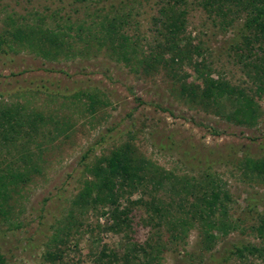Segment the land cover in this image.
Returning <instances> with one entry per match:
<instances>
[{"label": "rangeland", "instance_id": "374dc122", "mask_svg": "<svg viewBox=\"0 0 264 264\" xmlns=\"http://www.w3.org/2000/svg\"><path fill=\"white\" fill-rule=\"evenodd\" d=\"M123 1V10L134 8L133 23L130 21L126 32L139 37L142 49L145 42L153 45L161 38L155 31L158 25L152 23L159 6L157 0ZM111 2L116 4V0H103L101 4L108 7ZM92 7L86 8L85 3L77 0H0V29L7 25V15L28 20L30 13H38L48 20L55 13L63 23L65 18L76 23L87 17ZM185 9L181 37L202 47L200 55L191 53V62L202 58L212 77L244 85L246 77L230 50L240 16L233 25L220 29L218 22L214 24L196 6V0H187ZM88 54L87 58L77 55L52 61L27 51L0 54V105L18 103L27 112H39L48 119L37 122L36 134L29 144L38 170L14 195L10 221L0 220V254L4 263L92 264L91 252L101 245L122 254L129 253L132 243L145 246L151 238L153 245L162 243H158L159 264H203L209 262L210 255L218 259L224 249L234 244H259L252 227L264 217V184H252L242 178L231 167L230 160L234 152L259 156L264 151V98L258 100L260 116L256 124L237 125L181 99L176 92L179 82L171 78L169 69L158 67L145 73L108 57L103 49H90ZM173 69L177 74L186 72L187 82H198L187 60ZM88 95L97 99L93 109L87 106ZM211 129L219 133L213 134ZM125 141L134 146L138 155L173 177L197 178L210 163L209 170L225 182L231 195L228 216L237 222L238 228L218 237L212 249L203 252L198 250L196 227H190L182 240L171 239L165 225L156 229L143 223L142 207L131 211L127 236L100 228L89 231L87 225L103 224L105 220L89 211L79 222L81 230L74 237L77 245H70L61 261L43 260L44 250L54 247L48 244L47 236L61 225L70 199L80 187L84 165ZM35 142L39 147L33 145ZM14 160L20 162L19 158ZM167 187L164 183L161 189L156 188V197L167 198ZM139 194L140 191L134 192L130 199ZM142 195L148 199L147 193ZM124 203L120 200L122 206ZM245 262L264 264V259L249 257ZM222 264L238 262L229 258Z\"/></svg>", "mask_w": 264, "mask_h": 264}, {"label": "trees", "instance_id": "16d2710c", "mask_svg": "<svg viewBox=\"0 0 264 264\" xmlns=\"http://www.w3.org/2000/svg\"><path fill=\"white\" fill-rule=\"evenodd\" d=\"M77 1L85 3L86 8L93 5V11L85 18H77L76 23L69 22V18H65L63 23L55 13L48 20L38 13H30L28 20L7 15V25L0 29V54L27 51L52 61L77 55L87 58L90 49H103L108 57L145 73L156 71L158 67L169 69L171 78L179 82L176 86L178 96L189 105L213 112L237 125L251 127L256 124L260 116L258 100L264 98V0H196V6L211 17L214 24L218 22L220 29L233 25L240 16L230 50L246 77L244 85L231 83L220 76L212 77L202 58L191 62V53L200 55L202 47L181 37L187 0H157L159 6L152 23L158 25L155 31L161 38L151 46L145 42L143 49L139 45V37L126 32L133 7L123 10V0H116V4L111 2L108 7L101 4L103 0ZM214 18L220 20L215 21ZM185 60L191 65L198 82H187L186 72L177 74L173 69L181 67ZM86 98L87 106L93 109L97 99L93 95ZM46 120L39 112H27L18 103L0 105L2 221H10L14 195L20 185L30 180L31 173L38 170V162L29 144L36 134L37 122ZM211 131L216 135L219 133L215 129ZM33 145L39 147L36 142ZM14 158H19L20 162ZM210 165H205L197 178L173 177L138 155L130 142L112 147L107 154L96 156L84 165L80 187L72 195L61 225L47 236L48 244L54 247L46 248L42 259L50 263L61 261L69 246L77 245L74 237L81 230L79 222L89 211L105 219L103 224L87 225L89 231L100 228L114 233L123 232L127 236L131 229L130 214L136 206L143 208V223L156 229L165 225L171 239L182 240L190 227H196L198 250L210 251L218 237L238 228L237 222L228 216L231 195L224 187L225 182L211 173ZM230 165L248 182L264 184V151L259 156L234 152ZM164 183L168 186L167 198L156 197L154 191L161 189ZM139 191L137 198L130 199L134 192ZM145 193L148 199H143L142 194ZM120 200L125 201L123 206ZM252 231L259 244H234L224 249L218 259L210 255L209 262L203 264H222L229 258L238 264H246L249 257L264 259V217L259 218ZM150 240L145 246L132 243L129 253L122 254L101 245L99 250L91 252V263L159 264V245L162 243L153 245ZM0 264H5L1 254Z\"/></svg>", "mask_w": 264, "mask_h": 264}]
</instances>
